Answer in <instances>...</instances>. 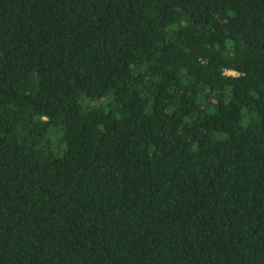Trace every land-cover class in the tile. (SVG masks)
I'll return each instance as SVG.
<instances>
[{"label":"trees","instance_id":"obj_1","mask_svg":"<svg viewBox=\"0 0 264 264\" xmlns=\"http://www.w3.org/2000/svg\"><path fill=\"white\" fill-rule=\"evenodd\" d=\"M0 264H264V0H0Z\"/></svg>","mask_w":264,"mask_h":264},{"label":"rangeland","instance_id":"obj_2","mask_svg":"<svg viewBox=\"0 0 264 264\" xmlns=\"http://www.w3.org/2000/svg\"><path fill=\"white\" fill-rule=\"evenodd\" d=\"M224 19L226 20V18H224ZM228 73H234V72L229 71ZM100 101H102V99L98 98V99H96L95 101H91L90 103H91V104H94V103H99ZM232 123H233V121H232Z\"/></svg>","mask_w":264,"mask_h":264}]
</instances>
